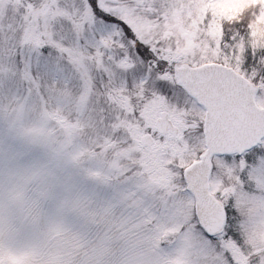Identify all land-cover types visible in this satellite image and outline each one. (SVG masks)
I'll list each match as a JSON object with an SVG mask.
<instances>
[{
    "label": "rangeland",
    "instance_id": "rangeland-1",
    "mask_svg": "<svg viewBox=\"0 0 264 264\" xmlns=\"http://www.w3.org/2000/svg\"><path fill=\"white\" fill-rule=\"evenodd\" d=\"M92 3L0 0V264L68 263L74 236L86 241L102 207L101 226L120 212L115 229L106 227L99 247L75 264H259L248 258L254 248L264 258V159L212 157L209 191L229 209L228 236L212 242L180 180V168L204 148L198 109L177 86L172 94L157 86L160 69L131 48L134 66L121 67V41L101 43L121 25L89 11ZM97 3L149 21L168 7V0ZM104 100L118 110L103 109ZM162 108L177 134L155 131ZM145 132L150 147L140 142Z\"/></svg>",
    "mask_w": 264,
    "mask_h": 264
},
{
    "label": "snow or ice",
    "instance_id": "snow-or-ice-1",
    "mask_svg": "<svg viewBox=\"0 0 264 264\" xmlns=\"http://www.w3.org/2000/svg\"><path fill=\"white\" fill-rule=\"evenodd\" d=\"M87 8L110 14L121 25L114 24L110 37L101 41L105 46L114 42L112 37L121 41V67L134 66L131 48L192 97L203 136L241 141L239 150L223 153L225 158L245 165L264 159V0H168L160 21L97 0ZM228 217L225 205V235ZM198 227L216 238L203 224Z\"/></svg>",
    "mask_w": 264,
    "mask_h": 264
},
{
    "label": "water",
    "instance_id": "water-1",
    "mask_svg": "<svg viewBox=\"0 0 264 264\" xmlns=\"http://www.w3.org/2000/svg\"><path fill=\"white\" fill-rule=\"evenodd\" d=\"M155 125L159 132H177V127L168 118L166 111H162L155 119ZM206 150L201 159L192 163L185 169L184 176L188 189L195 198V212L200 224H203L209 231L216 232L220 229L223 221V211L220 204L208 192V157L213 152L232 151L233 148L239 150L241 141L235 139H225L219 135L205 137ZM145 145H151L153 138L146 133L141 137Z\"/></svg>",
    "mask_w": 264,
    "mask_h": 264
},
{
    "label": "trees",
    "instance_id": "trees-1",
    "mask_svg": "<svg viewBox=\"0 0 264 264\" xmlns=\"http://www.w3.org/2000/svg\"><path fill=\"white\" fill-rule=\"evenodd\" d=\"M89 1L91 2L93 0H89ZM103 14L105 15V13H103ZM20 49L21 48H19V51H20ZM15 50H16V48H14V51ZM16 77L21 79L18 75H16ZM21 83H22L21 87L16 89L17 95H19L20 90H24L25 89L26 81L24 82V81L21 80ZM52 122H54V121H52ZM133 168H136V167H134V166L130 167V169H133ZM101 209H104V208L102 207ZM101 209H95L94 208V214L98 218H101L102 215L105 216V214H102ZM35 213H34V210L32 209L29 212V215H35ZM119 213L120 212L115 211L114 212V216H115L114 218H113L112 215H110L109 216V220L105 219V222L108 221L105 226H101L100 225V222H99L98 218L96 219L95 222L91 223V226L89 227V229L84 233V234H86L84 236V237H86V241L83 240L80 237L74 236V238L78 241L76 243H73V245H72L73 251H72V255H71V260L74 262V264L79 260L80 257L81 258L84 257V255L86 253H89L92 250H94V249L99 247L100 243L102 242V236H103V235H101V233L107 231L106 227H110L112 230L115 229V228H113L115 226L114 222H115V218L118 216ZM71 231H72V233L78 232L76 227H72ZM108 243H109V246L112 244L113 247L116 244L113 241H109ZM71 260H68V263H65V264H69V263L73 264V262Z\"/></svg>",
    "mask_w": 264,
    "mask_h": 264
}]
</instances>
